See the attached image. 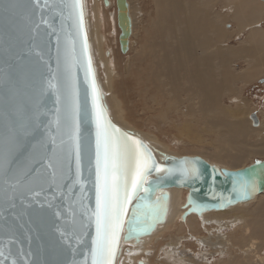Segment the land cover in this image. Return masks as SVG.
I'll return each mask as SVG.
<instances>
[{
	"label": "water",
	"instance_id": "obj_1",
	"mask_svg": "<svg viewBox=\"0 0 264 264\" xmlns=\"http://www.w3.org/2000/svg\"><path fill=\"white\" fill-rule=\"evenodd\" d=\"M84 33L87 37L85 19ZM69 39L76 40V53L80 57L83 35L76 38L74 22L68 19V10L61 7V0H47V3L39 0V7L35 0H0V163L6 156L11 161L10 168L0 169V251L3 252L0 264H13V261L15 264H71L73 259L81 261L89 252L95 234L92 225L86 230L83 242L76 243L75 236L80 234L81 223L85 221L80 185L72 186L70 180L61 181L59 178L53 183V170L48 167L50 161L56 163L50 137L57 136L54 123L57 105L51 89L47 92L45 89L47 82L57 74L58 57L63 71V52ZM89 57L91 59L88 44L83 66L77 64L74 69L82 107L91 113V82L94 78L106 119L120 132L142 141L156 164L173 170L171 174L153 170L144 185L150 191L141 190L133 196L124 216L114 264L124 230L125 241L144 237L164 219L168 197L164 192L158 194L159 191L187 189L189 208L186 216L219 211L264 193V161L238 170L220 169L197 155L176 157L164 154L163 160L159 161L140 137L110 120L102 103L92 59V71L85 82ZM251 119L254 125L258 124L256 114H252ZM13 132L14 142L6 145V138ZM82 132L94 150V125L90 121L83 123ZM67 167L65 161V170ZM193 168L195 172L191 171ZM184 169L190 170L187 175ZM71 174L74 178V158ZM81 179L86 197L83 203L94 209V174L89 175L86 163ZM252 179L257 181V190L247 197L239 196L235 189L241 182ZM133 227L141 230L131 233ZM65 240L70 241L71 248Z\"/></svg>",
	"mask_w": 264,
	"mask_h": 264
},
{
	"label": "bare ground",
	"instance_id": "obj_2",
	"mask_svg": "<svg viewBox=\"0 0 264 264\" xmlns=\"http://www.w3.org/2000/svg\"><path fill=\"white\" fill-rule=\"evenodd\" d=\"M218 2H222L225 8L232 7L230 13L219 12L216 7ZM87 4L88 10L96 7L102 9L104 12L102 22L105 19L109 23L113 21L115 25V29L113 27L115 31L111 32L115 43H109L106 36L102 35L99 44L103 60L112 67L115 63L119 69L118 60L126 61L122 71L124 74L121 73L119 76L125 94H128L126 90L124 91L127 86L122 80L126 81L133 67L139 65L137 72L141 77L136 82L135 89V97L139 100L134 102V98L129 95L127 101L131 106L137 108V104L141 103L143 112L146 113L149 110L156 112V107L161 108L166 105L167 111H160L156 116L163 122L168 120L169 112H175L178 122H202L211 129V133L216 135V139L212 140L211 152L200 148L196 150L220 164V169H242L252 156H264V131L261 132L264 130V113H261L258 124L254 125L251 119L253 110L250 107L251 102L245 103L239 96L238 90L232 87L233 73L236 72L232 73L230 66L233 61L241 59L249 63L245 74H255L256 77L264 74V28L262 27L264 0H141L137 4L133 0H83L89 50L102 103L110 120L124 129L116 119L118 117L126 119L128 113L115 102V99L113 101L105 94L94 60L90 25L87 21ZM113 7L114 12L109 14L110 17L103 18L106 13L103 10L110 12ZM138 13L141 17H138ZM140 18L143 23L148 24V27H144L145 39L140 40V48H135L134 39L137 35L139 38V33L136 31L138 25H141ZM230 20L239 27L236 35H244L243 33L248 31L246 40L238 46L224 45L225 39L231 36ZM131 51L134 52L137 60L134 56L128 55ZM146 68L150 70L153 89L141 87L142 75L146 73ZM235 75L237 80H241L240 73ZM116 83L114 80L113 88H117ZM144 86L147 87V83H144ZM225 95L233 96L231 102L235 104V108L225 106L221 102ZM198 115L201 119L196 118ZM253 135L262 138L254 141ZM144 142L159 161L163 160L164 154L172 155L167 150H157ZM165 190L158 192V194L164 192L168 197L164 219L151 234L144 237L125 241L126 230H124L116 264L152 263L151 251L141 246L143 241L150 239L159 230L156 233L158 234L168 219L171 196ZM168 190L171 194L177 192L180 195L187 192L186 197L183 196L181 206L182 220L177 229V238H171L169 242L173 251L165 254L162 262L152 264L179 262L194 264L195 259L190 258L185 246L186 243L190 244L191 238L197 245L201 243L200 246H209L207 254H203L202 261H206L208 254H213L228 258L222 264H264V254H261L264 251V193L250 201L227 206L219 211L210 210L202 214L192 213L186 216L185 213L189 208L188 190L183 188H168ZM251 201H255L252 208L245 207L247 206L245 204ZM236 225H241L246 233L223 231L235 229ZM165 248L167 246L162 247V250ZM141 250L143 255L138 257L137 254ZM165 251L167 252L168 249Z\"/></svg>",
	"mask_w": 264,
	"mask_h": 264
},
{
	"label": "snow or ice",
	"instance_id": "obj_3",
	"mask_svg": "<svg viewBox=\"0 0 264 264\" xmlns=\"http://www.w3.org/2000/svg\"><path fill=\"white\" fill-rule=\"evenodd\" d=\"M47 3V0H45ZM39 7V0H35ZM61 7L68 10V19L73 20L76 28V38L83 35V44L80 57L76 53V40L69 39L63 52V71L60 70L61 59H57V74L47 82L55 96L56 119L54 121L57 136H51L53 145L52 155L56 163L51 161L48 167L52 169V182L70 180L72 186L80 185L81 208L85 221L81 223V232L75 236L76 243L83 242L87 236V229L94 225L95 234L91 238V247L84 259H73L71 264H114L117 254L120 232L123 229L124 216L127 206L133 196L139 191L145 193L150 189L144 187L148 183V176L154 170L157 173H172V169H165L156 164L150 150L139 139L120 132L107 119L104 109L100 105L99 93L93 78L91 82L92 108L89 114L86 107H82L80 90L77 87L74 69L77 64L83 66V56L87 55L88 44L84 33L83 2L82 0H61ZM47 23L46 21H44ZM59 53V47L57 48ZM91 59L88 58L85 82L91 73ZM91 122L95 127L94 150L90 140L82 132V124ZM11 131V130H10ZM15 140V133L8 136L5 144ZM75 159V176L71 174V162ZM67 162V170L64 162ZM87 164L89 175L94 174L92 181L95 190V208H89L83 203L84 181L82 168ZM187 163V162H185ZM11 167V161L5 157L0 163V169ZM184 169V174L189 173ZM195 172V168L191 169ZM239 196L247 197L257 190V181L252 179L240 183L235 189ZM39 195V193H36ZM143 199V198H142ZM141 229L133 227L131 233ZM63 236L64 233H61ZM75 235V233H74ZM71 248L70 241L65 240ZM75 251V250H73ZM0 255L3 252L0 251ZM15 264V261H13Z\"/></svg>",
	"mask_w": 264,
	"mask_h": 264
},
{
	"label": "rangeland",
	"instance_id": "obj_4",
	"mask_svg": "<svg viewBox=\"0 0 264 264\" xmlns=\"http://www.w3.org/2000/svg\"><path fill=\"white\" fill-rule=\"evenodd\" d=\"M138 1L141 0H133L135 4H137ZM87 21L89 22L90 25V39L92 41V48L94 50V60L96 62L97 68L99 70V76L101 77V82L102 86L104 89V92L106 95H109L113 101L115 99V102L118 103L120 107L125 109L127 111V118L123 119L118 117L116 119V122L124 128L126 131H130L133 134L137 135L140 137L142 140L146 141L150 146L154 147L157 150H167L170 153H172L173 156L180 157V156H194L197 155L199 157H202L206 161H208L211 164L216 165L217 167H220L221 165L218 164L217 162L209 159L206 155H202L199 153L196 148H200L201 150L205 151H212L211 144L212 140L216 139V135L210 132V128L206 127L202 122H188V123H182L176 121L177 116L175 112H169L168 115V120L166 122H163L162 120L156 118L157 115H159L160 111H167L166 105H163L160 107H156V112L154 111H147L146 113L143 112V105L141 103L137 104V108H134L129 104L127 101V97L130 95L132 98H134V102L138 101L139 98H136V92L135 89L137 87L136 82L139 81V78L141 77V74L138 75L139 72H137V66L136 68L133 67L130 75L126 78V81L122 80V82L125 83L127 86V89H124V91L128 94H125L121 88V81L119 79L120 74L122 73L124 69V63L126 62L124 59L118 60V64H120V67L118 69V66L114 63V67L111 66V64H108L103 60V55H102V49L99 44V39L101 38L102 35H105L107 38V41L111 44L115 43L113 38V35L111 32L115 31V25L112 22L105 21V19L102 22V9L100 7L96 8H90L88 10V4H87ZM148 8V6H146ZM216 7L219 12L229 14L231 11L232 7L225 8L222 2H218L216 4ZM223 8V9H222ZM106 11L105 15L103 18L110 17V13L113 11L114 12V7L109 10H103ZM147 11V10H146ZM138 17H141V14L138 13ZM142 21V18L139 19V21ZM140 21V26L138 25V29L136 33H139V38L138 35L134 39V42L136 43L135 48L139 47L140 48V40H144V33H145V28L148 27V24L144 21ZM147 21V20H146ZM229 31L231 33V36L225 39L224 45L226 46H238L241 44V42L246 40V36L248 34V31L246 30L243 34L244 35H236L237 31L239 30L238 25L234 21H229ZM143 25V26H142ZM143 28H142V27ZM114 27V29H113ZM140 27V30H139ZM145 27V28H144ZM262 27L264 28V22L262 23ZM144 30V31H143ZM141 34V35H140ZM143 36V37H142ZM144 38V39H143ZM139 42V46H138ZM133 51H131L128 55L129 56H134L135 60H137L136 56ZM240 60V61H239ZM237 59L232 62L230 65L232 68V73L236 72L239 73L245 66L243 61L241 59ZM123 62V63H122ZM122 65V66H121ZM149 67V66H148ZM149 68H146V73L142 75V80L143 83H141L142 88H152L153 85V80L151 79V74L149 72ZM137 72V73H136ZM236 73H233V81L234 84L232 85L233 89L238 90L240 93V97L244 100L245 103H248L250 101V107L252 109H257V108H264V100L261 99L263 96L264 92H259L257 90V86L259 84L264 83L263 82H258L253 87H245L244 91L243 89H238V84L236 79ZM124 74V73H122ZM134 74V75H133ZM149 74V75H148ZM133 75V76H132ZM150 76L149 78H146ZM235 76V77H234ZM130 77V78H129ZM145 77V78H144ZM236 79V80H235ZM114 80L117 82L116 86L117 88L112 87V83ZM131 82V84H129ZM144 83H147V87L144 86ZM262 89H264V84H262ZM106 89V90H105ZM146 91V90H144ZM107 92V93H106ZM132 92V93H131ZM235 94V93H234ZM233 94V95H234ZM261 95V96H260ZM233 96L225 95L222 97L221 102L225 106H231L235 108V104L231 102V99ZM254 105V106H253ZM158 108V109H157ZM254 114V113H253ZM130 117V118H129ZM154 118V119H153ZM156 118V120H155ZM197 119H201L200 115L196 117ZM153 120V121H151ZM262 130L261 132H263ZM264 135V134H263ZM252 137V136H251ZM258 138H262V136H256L253 135L252 140L256 141ZM168 154V153H167ZM171 155V154H170ZM259 161H264V156H252L247 162L244 164V167L249 166L253 163H257ZM242 167V166H240ZM240 169V168H239ZM168 195H170L171 203H170V211L168 212L169 216L168 219L163 227H161L160 232L156 235H152L150 239H147L143 241L142 246L148 250L151 251V255H153L152 258V263H160L162 260L165 258V254L170 253L173 251L172 246L169 244V242L172 239H176L178 235L177 229L180 226V219L181 214L183 213V210L181 208L182 203H183V196L186 197L187 192H184L183 195H180L179 193L175 192L171 194V191L166 189ZM170 193V194H169ZM255 201H251L248 204H245L249 209H251L253 203ZM167 214V215H168ZM163 225V224H162ZM237 226V225H236ZM241 225L237 226L235 229L230 228L223 230L226 233H234L237 232L239 234L241 233H246L242 229ZM213 229V228H212ZM222 231V232H223ZM225 233V234H226ZM190 244L186 243L185 246L188 249V252L190 253V258H194V264L196 262H200V264H222L224 260H227L228 258L225 256L222 258L220 255H207L206 261H202L203 254H207V251L209 250V246H200V244L193 243L194 239H190ZM260 241V240H259ZM165 249H168L166 252L165 249L162 250V247H166ZM181 249V248H180ZM179 249V250H180ZM143 250H141L137 255L138 257H142L143 255ZM261 254H264V251H262ZM213 256V257H212ZM179 259H182V257H179ZM221 262V263H220ZM151 263V264H152ZM169 263V262H168ZM178 264H183V263H178Z\"/></svg>",
	"mask_w": 264,
	"mask_h": 264
},
{
	"label": "crops",
	"instance_id": "obj_5",
	"mask_svg": "<svg viewBox=\"0 0 264 264\" xmlns=\"http://www.w3.org/2000/svg\"><path fill=\"white\" fill-rule=\"evenodd\" d=\"M240 61V60H239ZM243 61V60H242ZM242 64H244V68L241 70V71H239V73L241 74L240 75V77H241V80L239 79V81H237V84H238V89H243V91H244V89H245V87H253V86H255L256 84H258V82H263L264 81V74L263 75H261V76H258V77H256L255 76V74H245V72L247 71V69L249 68V63H247V62H245V61H243V63ZM242 72V73H241ZM251 77H250V76ZM253 75V76H252ZM254 79V80H253ZM247 80V81H246ZM262 84H264V83H262ZM262 84H259V86H262ZM259 86H257V90H259V92H264V89H262V87H259ZM256 87V86H255ZM261 96V95H260ZM261 99L262 100H264V94H263V96L261 97ZM262 102H264V101H262ZM254 106V105H253ZM256 108V107H255ZM253 109L251 112H252V114L254 113V114H256L257 115V117H258V119H260V117L262 116L261 115V113H264V108H262L261 109V107L260 108H257V109Z\"/></svg>",
	"mask_w": 264,
	"mask_h": 264
}]
</instances>
